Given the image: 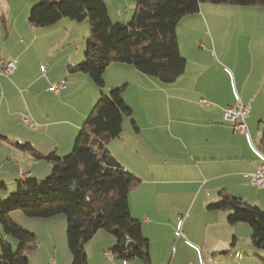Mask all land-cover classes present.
<instances>
[{
	"label": "crops",
	"instance_id": "obj_1",
	"mask_svg": "<svg viewBox=\"0 0 264 264\" xmlns=\"http://www.w3.org/2000/svg\"><path fill=\"white\" fill-rule=\"evenodd\" d=\"M8 1L2 0L0 9L3 7L4 11L11 12L12 4ZM129 1L120 0L114 8L106 1L109 15L114 21L131 19L135 5L133 1ZM25 2L23 8L15 10L22 22L24 20L26 41L20 40L15 57H11L17 60L14 73L0 76V133L12 137L8 140L11 143H30L40 153L52 152L62 157L74 147L73 137L81 129L91 108L99 99L100 90L87 74L70 69V66L84 60L86 44L80 48L65 49L61 58L62 68L57 74L52 59L47 61L42 58L35 65L32 64L30 56L34 53L32 49L37 42L43 41L47 46L48 41L58 45H70L74 38L68 31L75 27L76 21L62 18L52 26L34 27L29 22V14L31 5L35 3L31 4L29 0ZM179 33L178 28L180 52L186 58L187 65L184 74L176 82L163 83L125 64H112L105 72L107 75V71L114 68L119 74L125 73L129 78L133 75L138 79L135 84L124 78L108 84V87L127 85L123 93L125 101L134 111H137L139 106L145 110L144 114H139L142 122L134 113L124 120L122 134L110 141L108 148L124 167L142 179V184L129 194L128 200L131 215L142 222L143 233L149 237L151 264H165L167 256L170 257L169 264H172L178 247L185 249L186 253L189 250L196 256L201 252L204 259L205 254L209 256L210 253H229L228 249H236L237 238L232 234L240 229L245 230L244 225H241L244 222L232 225L227 218L229 211L207 209L209 203L219 199V193L223 189L251 205L256 204L264 209V198L254 200L252 194L255 186L252 184L251 174L262 163L263 156L254 141L253 124L250 123L258 109L262 111L257 116L259 121L264 113L263 105L261 107L255 99L251 101L253 98L250 99L249 94L244 91L249 71L235 59L228 67L221 66L217 62L216 54H213L212 45L206 44V49H200L197 36L185 47ZM203 53L206 56L200 57ZM191 55L200 58L191 63ZM206 60L213 62L211 68L206 67ZM45 62H51L50 71H45ZM56 83H63L65 88L55 92L52 87ZM203 99L206 100L205 103L201 102ZM238 100L251 107L247 119L248 130L243 135L235 133L232 125L224 121L225 110ZM59 104L66 105L65 109L68 108L60 120L57 119V114L61 112ZM22 114H28L30 120L37 123V129L23 123ZM8 121L13 125H25L27 135L13 136L12 131L6 128ZM134 125L138 129L134 128ZM51 126L65 128L63 131L67 134L61 141H49L45 137ZM10 142H1L0 148L9 149V156L25 158V155L18 153L23 151L16 147L14 149ZM2 150L0 149V153ZM10 159L11 157H8L7 161ZM33 160L35 162L30 160L31 163H24L25 167L30 169L26 171L27 179H38L34 169L43 160ZM5 165L0 162V182L5 184V188L0 189L1 198H6L9 195L8 188L13 191L22 180L20 172L18 173L20 169H16L17 163L11 166L14 172H8ZM19 166L18 168H21ZM183 201H186L185 207ZM178 217L187 220L182 223L183 218L181 220L177 219ZM199 217L206 220L202 223L204 230L199 227ZM156 218L163 221L157 223L150 220ZM174 219L176 223L172 224ZM187 222L191 226L183 234L181 231ZM155 226H161L164 230L157 234L159 229L154 231ZM98 234L102 241L107 238L108 242L104 245L85 246L89 264H144L137 259H115L109 250L116 243V239L105 231L98 232L96 236ZM3 236H6L4 231L1 237ZM7 239L14 249L18 246L13 245L11 237ZM198 240L204 244L210 242L211 248L207 253L198 246ZM96 243L99 244L100 241ZM153 245H158L155 251ZM242 251L237 250L234 253L238 254L239 260L247 258L254 264H264L261 258L264 253L256 250L253 245ZM24 254L30 264H72L68 245H28ZM259 258L263 263H257ZM211 262L213 263L212 260Z\"/></svg>",
	"mask_w": 264,
	"mask_h": 264
},
{
	"label": "trees",
	"instance_id": "obj_2",
	"mask_svg": "<svg viewBox=\"0 0 264 264\" xmlns=\"http://www.w3.org/2000/svg\"><path fill=\"white\" fill-rule=\"evenodd\" d=\"M133 2L135 11L127 22L114 21L105 0H40L31 8L29 22L34 27L52 26L62 18L89 21L84 60L70 69L87 74L101 94L66 156L40 153L30 143H11L0 133V143L10 142L35 159L52 164L47 178L23 179L5 199L0 197V225L7 237L19 242L14 250L6 236L0 238V264H30L24 250L35 235L13 221L10 213L15 210L31 218L65 215L72 264H89L85 246L102 230L116 239L109 250L115 259H137L151 264L150 241L143 233L142 222L131 215L128 200L142 179L124 167L108 148V143L122 134L124 119L133 115V109L123 97L127 85L104 92L105 72L112 64H125L163 83H174L187 65L177 36L178 23L184 17L198 13L204 3L264 6V0ZM262 124L257 148L264 155V121ZM134 128L138 129L136 125ZM3 188L5 184L0 182V189ZM207 209L229 211L227 218L232 225L249 224L252 245L264 253L263 209L231 195L226 189L220 191L219 199L209 203Z\"/></svg>",
	"mask_w": 264,
	"mask_h": 264
},
{
	"label": "rangeland",
	"instance_id": "obj_3",
	"mask_svg": "<svg viewBox=\"0 0 264 264\" xmlns=\"http://www.w3.org/2000/svg\"><path fill=\"white\" fill-rule=\"evenodd\" d=\"M25 1L9 0L8 3L12 4L11 12L4 11L3 7L1 6L2 9H0V59L3 58L5 60H12L11 57L12 56L15 57V52L18 50L17 46L19 45L18 43H20V40L22 39L23 41H26L27 32L24 26V20L22 22V19H20L19 14L15 10L16 8H20V9L23 8V6L26 4ZM29 1L31 2V4L34 3L37 4L40 0H29ZM106 1L111 8H114V6H118L120 0H106ZM130 1L132 2L133 0ZM1 3H3L2 0H0V4ZM34 5H31V8ZM6 6L7 5H5V7ZM202 6H203L202 7L203 11L201 10L197 14L195 13L193 15H188L178 23L177 29L179 28L180 30L179 33L180 40L185 42V47H186L187 43L190 40L193 39L195 40V36H197L200 49L203 50L206 49V44L207 45L211 44L213 54L214 53L216 54L218 58L217 62L221 66L224 65L225 67H228L230 64H232V61L234 59L237 60L238 63H241V65L244 64L249 71V76L248 79L246 80V89L244 91L249 94L250 99L253 98L251 101L255 99L257 104L261 105V107L263 105V113H264V6H239V5H230V4L215 5L210 3L203 4ZM116 21L127 22L128 20H116ZM74 25L75 27L69 29L68 31V33L72 34L71 36L74 38V41H72L70 45H68L67 43L65 45H58L57 43L48 41L49 46H47L43 41L37 42L32 49L34 53H32L30 56L32 59V64L35 65L36 62L38 63L42 58H46L47 61L52 59V62L55 63L56 65L55 71L57 72L55 73L57 74L62 68L61 58L65 54L64 52L65 49L68 48L75 49V48H80V46H82L83 44L87 45L90 34L89 21L88 20H83L80 22L76 21L74 22ZM81 52H83V48H81ZM204 56H206L205 53H203L200 57H204ZM198 58L191 55L190 58L191 63L196 62ZM49 63L46 62L44 63L43 67H45V71L46 70L50 71L51 62ZM205 65L206 67L211 68L213 66V62L206 60ZM110 69L111 70L107 71V75H104V80L106 84L104 89L105 93H109L112 88L116 87V86L108 87V84H112L114 80L124 78L130 80L133 84H135V82H137L138 80L133 75H131V78H129L125 73L119 74L114 70V68H110ZM100 94L101 92H99V95ZM125 95L127 94L125 93ZM59 107L61 109V112L57 114L58 120H60L63 117V115H65L68 109V108L65 109L66 105L64 104H59ZM261 112H262L261 109H258L253 117V120H250V123L253 124L252 135L257 147L261 141V133L263 128L262 121H264V115L261 121H259L257 117L259 114H261ZM133 113L134 116L137 115L138 118L139 114L145 113L144 107L142 108L139 106L137 111H134ZM126 119L127 117H125L124 120ZM139 120L140 122H142L141 117H139ZM6 128L12 131L13 136L27 135V130H26L27 128L22 123L13 125L11 121H8ZM28 128L30 129V127ZM64 129L65 128L63 126L62 127L51 126L47 130V135H45V137L49 141L53 140L54 142H59L63 139V136L67 134L66 131H63ZM40 131H42V129H40ZM78 133L74 135L75 137H73L74 138L73 144H75V140ZM3 135L6 138H9L8 140L12 139V137H9V135L7 134H3ZM125 135L128 136L127 133H125ZM142 144H143V139H141L140 141V145ZM12 147L15 149L16 146L12 145ZM16 148L19 150L18 147ZM0 149H3L2 152L0 153V162L6 164L5 169L8 172H14L13 167H11L14 165V163L18 164L16 167V169L18 170V169H25L26 167L24 163L28 164L30 160L32 162H35L33 160L35 158H33L32 155H30V153L28 152L26 154L24 151H23L24 153L18 152L21 153L22 155H25V158H21L19 156H14V155L9 156L8 153L10 152V150L7 148L6 149L0 148ZM19 151L22 150L20 149ZM67 154L63 156H66ZM8 157H11L9 161H7ZM27 157H29L30 159H27ZM18 166L21 168H18ZM29 170L30 169L27 168L25 169V171H29ZM51 170H52V164L47 162L46 160H43V162L39 163L38 167L37 166L35 167L34 174H36L35 176L38 179L43 180L51 174L52 172ZM19 172L20 170H18V173ZM11 178L13 179V177ZM14 182L17 185V182L15 180ZM15 190L16 189H14L13 191ZM8 191H9L8 194L13 192L10 191V188H8ZM252 194L254 196L253 197L254 200H257V198L260 197L264 198V188L255 186V190L252 191ZM183 199H185L188 203L187 198L184 197ZM186 201H183L184 207L186 205ZM256 202L261 203L259 201ZM253 206H256V204H254ZM10 214L13 221L15 220L14 222L17 221L16 223L19 224L24 230L29 231L35 235V239L32 242H30L28 245H68L67 236H66L67 218L65 215L61 214L53 218H49L48 220H45L41 218H31L25 216L20 210H15ZM161 218L150 219V220L152 222L161 223L163 221L161 220ZM182 218L183 217H178L177 219L182 220ZM199 219L201 222V224L198 223L199 227L202 228V230H204L205 227L202 225V223H204L206 220L201 217H199L198 220ZM141 220L143 219L141 218ZM186 220L187 219L183 218L182 223H184ZM175 223H176V219L172 221V224ZM241 225H244L245 230L240 229L236 231L234 234H232L233 236L236 235L237 243H238L235 250L228 249L230 250L229 253H226L227 251H225L222 254L210 253L209 256L205 254V259H204L201 252L198 256H196V254L192 253L189 250L186 253L184 251L185 249L180 248L177 245L178 251H176V255L172 261V264H213V263L214 264H254L252 261H250L247 258H245L244 260L242 259L239 260L238 254L234 255V253L237 250L239 251L247 250L248 246L252 245L251 232H250L251 228L249 224L244 223ZM190 226L191 225L189 224V222H187L181 232L184 234V232L188 230ZM158 229L159 231L157 232V234H160L164 230V228L161 226L153 227L154 231H157ZM100 232L104 233L103 230ZM150 233L155 235L153 231H150ZM2 234H3V229L0 225V237ZM154 239L156 241L158 240L157 237H154ZM11 240L14 241L12 242L13 245H19V242L14 238L11 237ZM96 241H98V243L100 241V243L97 244ZM106 242H108L107 238H103L102 241L99 238V234H98V236H96L87 245H104ZM197 242L199 243L198 245L199 247L206 250L204 251L205 253H207V251L211 248V246L209 245L210 242H208V244H204V242L201 240H198ZM157 246L158 245H153L154 251ZM168 246L170 247L171 245ZM17 249L18 246L15 247L14 250ZM169 258L170 257L167 256L165 260V264H169ZM261 258L264 259V256H262ZM261 258L256 260L257 263H263ZM211 260L213 261V263L211 262Z\"/></svg>",
	"mask_w": 264,
	"mask_h": 264
},
{
	"label": "built area",
	"instance_id": "obj_4",
	"mask_svg": "<svg viewBox=\"0 0 264 264\" xmlns=\"http://www.w3.org/2000/svg\"><path fill=\"white\" fill-rule=\"evenodd\" d=\"M17 60H4L0 59V76H8L16 70ZM65 88L63 83H56L53 85L52 90L59 92L61 89ZM202 103H205L206 100H201ZM251 107L250 105H245L241 101L235 102V104L226 109L224 113V120L230 122L233 126V129L238 134H245L248 130L247 119L250 115ZM21 121L33 129H37V123L30 120L28 114L21 115ZM262 163L256 168V170L251 174L252 184L256 187L264 188V155ZM20 178L23 180L26 178V171L20 169Z\"/></svg>",
	"mask_w": 264,
	"mask_h": 264
}]
</instances>
